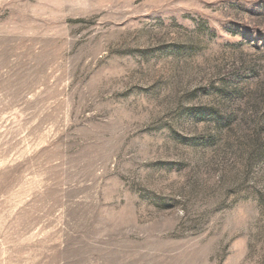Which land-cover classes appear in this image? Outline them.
<instances>
[{
	"label": "rangeland",
	"instance_id": "obj_1",
	"mask_svg": "<svg viewBox=\"0 0 264 264\" xmlns=\"http://www.w3.org/2000/svg\"><path fill=\"white\" fill-rule=\"evenodd\" d=\"M0 264H264V0H0Z\"/></svg>",
	"mask_w": 264,
	"mask_h": 264
}]
</instances>
